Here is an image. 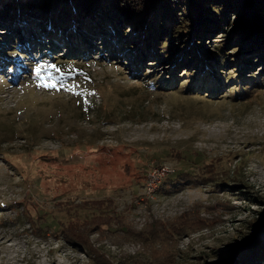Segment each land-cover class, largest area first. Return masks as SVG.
<instances>
[{
	"label": "rangeland",
	"instance_id": "obj_1",
	"mask_svg": "<svg viewBox=\"0 0 264 264\" xmlns=\"http://www.w3.org/2000/svg\"><path fill=\"white\" fill-rule=\"evenodd\" d=\"M85 18L74 17L65 32L55 27L52 39L17 21L6 44L8 26L0 24V264H158L166 252L126 240L166 243L173 222L166 219L179 215L196 217L186 220L190 228L171 252V264L241 263L245 248L264 239L262 48L245 50L253 40L227 28L223 16L224 32L212 34L208 48L215 51L217 39L232 36L226 49L234 61L215 75L198 66L185 71L183 61L173 68L168 59L138 60L142 39L135 48L126 41L132 50L123 45L120 51L112 45L115 36L105 37L103 22L94 32ZM122 19L117 23L125 38L133 23ZM162 83L172 87L161 91L156 85ZM96 93L105 104L87 114L84 103ZM144 98L140 115L125 112ZM105 195L134 228L112 220L106 230L112 236L91 234L92 250L57 235L88 222L79 216L66 221L57 200ZM27 203L48 231L28 221ZM94 213L90 220L100 216ZM152 219L163 223L146 226ZM151 227L159 231L148 232Z\"/></svg>",
	"mask_w": 264,
	"mask_h": 264
},
{
	"label": "trees",
	"instance_id": "obj_2",
	"mask_svg": "<svg viewBox=\"0 0 264 264\" xmlns=\"http://www.w3.org/2000/svg\"><path fill=\"white\" fill-rule=\"evenodd\" d=\"M30 1L31 0H8L0 2V24L6 22V27L8 26L7 29L9 31L7 35L10 36V33H13L11 27L15 22L22 21L29 23L28 26L30 25V27H33L37 36L43 34L44 36H48L49 39H52L57 35L54 30L59 31L55 27L60 26V28L63 29V26L67 25L69 29L75 25L73 24L74 17L78 16L80 18V16H82L91 21L92 31L94 32L101 30L98 28H101L99 24L103 22V26H106L104 28L105 37L110 34H112L111 36H115L116 43H112V45L116 46L120 51H122L123 45V51L130 52L132 50L128 47L126 41L133 40L134 43L132 46L135 48L139 40L142 39V51L134 54L138 60L141 59L147 62V58L152 57L155 59L159 58L160 60L168 59L170 60V66H173V68L176 67L175 63L176 60H178L180 62L183 61L181 65L186 68L185 71L199 69L197 71L200 73L209 72L215 75L219 69H224V66L228 65L226 62L232 63L234 61L233 59H228L230 53L226 49L228 44L235 41L232 39V36L221 43L220 40L217 39L215 41V51L208 48L209 42L211 41L210 36L215 34L217 30L221 34L224 32L219 29H222V26H224L223 24L226 23L222 21L223 23L221 22V25V17L226 16V18H229L227 24H225L227 28L230 27L232 30L240 31L241 38H250L253 40L245 50L250 48L251 51L255 53L258 52V49L262 48L259 54L262 55L264 53V0H35L33 3H29ZM179 8L181 9L179 10ZM177 10L181 12L183 17L174 16L172 14ZM95 11L100 12V15L95 13ZM164 11L171 12L170 16L168 13L166 15ZM102 13H104L106 17H102ZM211 13L214 14L211 15ZM83 14H85V16H83ZM89 15H91V18L87 17ZM232 15H234V19ZM29 17L31 21H26ZM69 17H71L72 20H69ZM122 17L126 20H131L133 23L131 27L132 30L134 32H139L137 37L134 35V32H132L127 37L123 38V33H121L123 26L120 21L117 23V20ZM37 21L38 23H36ZM79 26H81V24ZM158 27H163L160 34L157 33ZM78 28L80 27H76L72 30L77 31ZM96 28L98 30H96ZM64 29L63 32H65ZM188 30H191L187 38L189 41L182 43V40H185L184 34L188 32ZM179 33L180 35H177ZM7 39L11 40L12 37H5L3 40L4 44L7 43ZM79 39L81 43L84 42L82 38ZM99 39L101 40L103 38L100 37ZM207 39L209 40L208 42H206ZM174 40L176 42H173ZM178 41H180V44ZM38 45L41 46L40 40L38 41ZM152 48L154 50L156 49L154 53L155 56L149 52ZM197 66L198 68L196 69ZM192 72L195 73L194 71ZM129 73L137 74L133 70H130ZM170 86L172 87L170 84L167 85L163 83L156 85L160 90L163 88V91L170 90L168 89L171 88ZM82 98L87 100L86 96H82ZM145 101L146 98L133 101L129 105H126L125 112L127 114L132 113V115L133 113L140 115V112L144 109ZM84 104L85 107L88 108L85 113L88 114L93 109H102L105 102L103 101V95L101 93H96L93 99H88ZM106 114H108V112ZM182 173H184V171ZM192 175L193 174L190 176ZM187 179H189V176ZM212 181H216L217 184H224L220 182V179H207L208 183ZM111 200H113V197L106 195L102 197L101 200L92 197L82 199V201H76L75 198H65L62 201L57 200V212L62 217H67L65 218L66 221L69 219L73 221L74 218L78 216L79 218L85 217L88 221L80 225L81 227H77L73 232H69V234H65L63 231L57 235L62 234L66 240L72 243L78 242L81 246L83 245L86 248L88 247V250H92L91 234L98 232L100 235L105 234L102 235L103 237L112 236V233L106 231L112 220L115 223L117 222L119 225L118 227L125 225L129 229H132L133 226L131 222L123 219L124 216L122 212L118 211L114 205L112 207L110 204ZM27 205L28 203L26 204L24 213L27 215L28 221L34 225L36 230L41 232L48 231L41 227L45 223V219L43 220L41 216H33L30 211L27 210ZM95 210L100 213V216L90 220L91 216L95 214ZM195 217L196 216L192 218L189 216L186 218L185 215H179L175 217V219L172 218L174 220L167 218L166 221L168 223H170V221L173 222L167 230L166 243L163 241L157 243L154 239L150 241L148 238H145L143 241L137 239L126 241H135L136 243L142 244L146 243L152 246L154 252H166L167 254L163 256L166 261L160 262L157 260V263L171 264L172 261H174H170L171 252L176 248L181 234L190 228L191 223H188L186 220L194 219ZM85 219H80L78 221H83ZM161 221L162 220L159 219H152L147 222L146 226L149 223L151 225L163 223ZM83 227L85 228L83 229ZM149 231L155 234V232L159 230L155 231L154 227H151L148 232ZM257 231L258 230H255L254 233ZM120 233L123 232L120 231ZM254 233L250 238L252 240L257 237ZM257 243L256 246L251 244L245 248V251L239 255V260L241 262L239 264H259L260 262L264 264V239H259ZM157 259L159 258L157 257ZM151 262L152 261H150V263Z\"/></svg>",
	"mask_w": 264,
	"mask_h": 264
},
{
	"label": "snow or ice",
	"instance_id": "obj_3",
	"mask_svg": "<svg viewBox=\"0 0 264 264\" xmlns=\"http://www.w3.org/2000/svg\"><path fill=\"white\" fill-rule=\"evenodd\" d=\"M53 67H55V65H53ZM45 86H46V87H47V86H53V87H54L55 85H47V84H46Z\"/></svg>",
	"mask_w": 264,
	"mask_h": 264
}]
</instances>
